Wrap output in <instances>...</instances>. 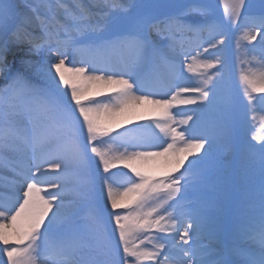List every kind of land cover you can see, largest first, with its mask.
I'll use <instances>...</instances> for the list:
<instances>
[{"label": "snow or ice", "instance_id": "obj_1", "mask_svg": "<svg viewBox=\"0 0 264 264\" xmlns=\"http://www.w3.org/2000/svg\"><path fill=\"white\" fill-rule=\"evenodd\" d=\"M222 3L219 20L212 3L191 4L129 27L123 14L133 5L120 0H98L95 14L82 0H44L28 5L32 17L21 16L14 0H0V168L16 177L15 194L0 196V264H264V208L258 225L248 226L256 246L217 250L202 242L208 208L187 193L211 187L207 160L216 141L199 127L202 108L172 112L181 93L198 94L184 105L213 103L230 33H242L241 64L257 50L264 61V36L253 49L241 42L256 40L264 17L253 24L260 31L245 30V0ZM32 19L36 32L25 28ZM210 49L216 54L205 56ZM15 51L19 68L8 60ZM198 57L205 71L188 83L183 71ZM160 63L173 76L167 91L146 75ZM240 82L243 108L251 110L253 93H264V63L241 68ZM224 103L231 112L236 101ZM141 108L155 118L117 131ZM253 139L264 162V135Z\"/></svg>", "mask_w": 264, "mask_h": 264}, {"label": "bare ground", "instance_id": "obj_2", "mask_svg": "<svg viewBox=\"0 0 264 264\" xmlns=\"http://www.w3.org/2000/svg\"><path fill=\"white\" fill-rule=\"evenodd\" d=\"M86 5L89 6V11L92 13H97L99 9L94 5L98 2V0H87ZM122 3H126L127 0H120ZM19 13L24 17H32L33 13L31 11L20 9ZM152 20V19H147ZM245 23L248 25V28L245 30H253L260 31L259 28H254L253 24H259V21H255L252 19L250 15L245 17ZM38 21L32 19L30 22L25 23V28L30 32H36ZM242 34V33H241ZM261 36H264V31H260V35L256 37V40L251 42L250 45L254 48L259 45ZM208 33H202L201 39H207ZM187 39V37H186ZM228 41L226 40L225 43ZM249 43V42H248ZM222 47V46H221ZM217 52V49H210L208 53H205V56H214ZM256 53L253 55L252 59L247 63L248 67L250 65H258L260 63H264L261 61V57L259 51H255ZM20 55L19 51H15V55L12 53L9 54L8 60L9 63H15L17 68L20 67V61L18 56ZM34 59H38L35 57ZM193 65L191 71L187 68L184 69L183 75L186 78V82L195 83L200 78V73L204 72L205 69L201 67L202 59L196 58L195 60H190ZM253 71H257L256 68H252ZM210 71H216V69H212ZM32 73H25L26 78L32 79ZM146 75H148L151 79L152 84L155 88H158L162 91H167L168 85L172 82L173 76L165 63H160L154 68H149L146 70ZM216 83V80L213 81ZM4 84V79L0 76V87ZM264 96V93H253V107L251 110L246 111V125L243 128V137L239 146H235L234 142L230 137L225 136L224 130H229L228 127H223L222 123L226 121L220 117V115L216 112H211V105L204 107V105H208V101H203L202 103H197L196 105H184L181 101L185 98H198V94L196 93H181L178 96L177 101L175 102V106L172 109L173 114L183 112L187 109H203L198 113L199 115V127L200 129L207 134L209 137L214 138L216 143L214 148L212 149V155L208 158L207 162L211 159H221L225 163H234L236 159L235 169L237 175V184L242 185L243 182L249 178H263L264 177V167L257 164L254 158L249 154V151H257L259 143L257 140L253 139L254 135H264V101L260 100V97ZM219 97V93L215 99ZM243 99V94L240 96ZM210 100H215L212 97ZM205 113H208L206 116ZM141 117H145V119H141ZM155 118V113L147 111L144 108H141L137 111V114L132 118L131 124H125L124 128L117 129V131H124L128 127H136L140 124L150 123L152 119ZM181 118V117H178ZM158 131V130H157ZM230 131V130H229ZM250 145H255V149H252ZM208 150V145L205 144V148L201 150L199 155H203L205 151ZM197 157H189V160ZM187 167V164L185 165ZM183 171V169H181ZM178 174V173H177ZM16 179L12 172H10L6 168H0V196L10 198L14 193V189L11 185V181ZM189 197V202L192 204L195 203V199L198 201L199 194L194 193L193 191H188L187 193ZM9 202H11L9 200ZM100 202L103 203V196L100 197ZM202 202V201H201ZM256 204L251 209L239 210L236 217L232 220L230 226L220 231L215 226H209L207 231L202 235V242L206 245H209L212 248L219 250L217 245L221 246H242V247H254V242L248 238L249 229L248 226L252 224H257L259 222V218L261 215L262 208H264V202ZM6 259V257H2Z\"/></svg>", "mask_w": 264, "mask_h": 264}, {"label": "rangeland", "instance_id": "obj_3", "mask_svg": "<svg viewBox=\"0 0 264 264\" xmlns=\"http://www.w3.org/2000/svg\"><path fill=\"white\" fill-rule=\"evenodd\" d=\"M43 2L44 0H14L18 11H20V9L31 11L28 5L41 4ZM66 2L71 5L73 0H66ZM86 2L88 3L87 0H82L85 6H87ZM186 2L187 0H127L124 4L133 5V7H130L128 12L123 15L130 18L128 26L132 27V21L137 18L154 19L157 17L156 14L167 16L182 9L186 5L212 3L214 5L213 17L217 19L223 17L222 0H203L202 3L189 4H186ZM245 5L247 15L249 14L253 20L260 21V18L264 17V0H245ZM87 7L89 9V6ZM40 11L43 15L47 10L41 7ZM243 14L242 12V15ZM239 35H241V33L232 36L230 40L232 48L236 46V40L240 37ZM243 45L245 48L250 49L247 44ZM255 53L256 52L245 54L244 58L249 61ZM240 56V54L239 56L236 54L232 55L228 50L223 54L222 59L227 61V67L223 73L224 79L221 81L218 88L220 96L213 101V107L211 108V111L213 110V112L220 113L221 118H228L227 123L231 128V140L236 146L240 145L243 136V127L246 124V117L242 120V110L244 109L243 105L245 102L243 100V104L240 103V96L243 94V89L240 86V73L241 68H245V64H241ZM219 79L220 77H217L215 80ZM28 80L33 84H40L39 79L34 75H32V79L29 78ZM228 96L236 101V104L231 112H224L227 109L224 101L225 97ZM222 125L223 127L226 126L225 123H222ZM249 154L254 158L257 164L264 167V162H262L259 152L250 150ZM207 167L211 170L213 183L211 187L200 193L199 198L208 208L210 221L215 223L219 229H225L228 226L230 221L237 214L238 209H251L259 203V200L264 202L262 199L264 178H249L245 180L238 189L237 187L239 185L237 184V175L234 165L224 166L218 160H211L207 164ZM222 205H226V209H223ZM209 226H212V224L210 223Z\"/></svg>", "mask_w": 264, "mask_h": 264}]
</instances>
